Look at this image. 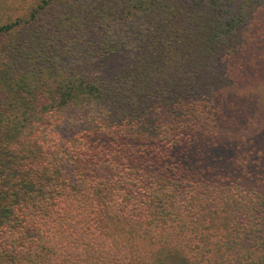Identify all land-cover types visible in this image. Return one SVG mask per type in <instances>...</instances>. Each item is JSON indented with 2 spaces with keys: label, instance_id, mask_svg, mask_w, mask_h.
<instances>
[{
  "label": "trees",
  "instance_id": "obj_1",
  "mask_svg": "<svg viewBox=\"0 0 264 264\" xmlns=\"http://www.w3.org/2000/svg\"><path fill=\"white\" fill-rule=\"evenodd\" d=\"M0 264H264V0L0 19Z\"/></svg>",
  "mask_w": 264,
  "mask_h": 264
},
{
  "label": "rangeland",
  "instance_id": "obj_2",
  "mask_svg": "<svg viewBox=\"0 0 264 264\" xmlns=\"http://www.w3.org/2000/svg\"><path fill=\"white\" fill-rule=\"evenodd\" d=\"M5 1V2H2ZM33 4V0H0V19L7 20L16 15L25 14L29 7ZM4 6V9H1Z\"/></svg>",
  "mask_w": 264,
  "mask_h": 264
}]
</instances>
